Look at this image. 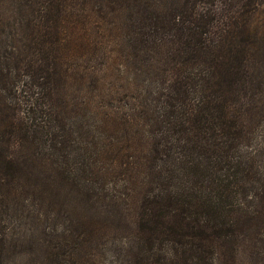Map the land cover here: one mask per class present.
<instances>
[{
	"label": "trees",
	"instance_id": "16d2710c",
	"mask_svg": "<svg viewBox=\"0 0 264 264\" xmlns=\"http://www.w3.org/2000/svg\"><path fill=\"white\" fill-rule=\"evenodd\" d=\"M8 1L21 18L0 19V213L20 197L85 206L82 230H63L42 263L264 264V62L249 25L262 0H94L165 94L131 113L114 106L89 142L65 117L89 103L68 91L75 56L105 48L65 22L76 0Z\"/></svg>",
	"mask_w": 264,
	"mask_h": 264
},
{
	"label": "rangeland",
	"instance_id": "374dc122",
	"mask_svg": "<svg viewBox=\"0 0 264 264\" xmlns=\"http://www.w3.org/2000/svg\"><path fill=\"white\" fill-rule=\"evenodd\" d=\"M3 1L5 4L2 9L0 8V13H4V17L0 19L4 20L5 25V21L12 24L11 19L18 21L21 15L11 11L13 8L10 1ZM141 1L162 3L161 0ZM86 3L88 5L85 7L83 17L79 11L78 0L68 5L65 21L70 27L79 28L81 42L89 43L93 47L102 45L105 48V51L101 52L95 49L94 51L97 53L90 51L85 58L78 57L80 55L75 56L74 62L77 63L79 70H75L73 73L68 99L70 103L77 105L87 102L89 107L77 108L75 113L65 114V117L67 124L72 127L71 130L80 131V140L83 142L91 141L90 131L100 135L104 133V130H100V128L98 132L93 129L99 126L98 122L104 117V114L110 113V118L113 117L114 106H118L121 111L125 110V112L131 113L133 108L142 105L141 101L150 106L161 104L162 95L165 94L162 92L165 89V84L162 83L164 79L160 73L152 76L150 75L152 73L141 70L140 66L134 64V61L129 57L121 30L117 28L116 31L110 32L115 27L114 24L121 28L120 18L108 19L110 14H102L94 0H88ZM125 13L128 15L127 12ZM121 19L124 21L125 17L121 16ZM44 20L43 17L40 18V23ZM34 22L38 23L35 13ZM249 25L257 35L253 50L260 53L261 62H264V0L251 15ZM111 47L112 51H108L109 53L106 55V49ZM108 56L112 60L107 59ZM85 68H88L92 75H89L86 83L79 89L78 76L83 74ZM102 69H104V86L99 82L98 90H96L94 80L96 74ZM262 70H264V66ZM139 96H145L147 100L138 99ZM110 123L115 124L116 122ZM57 195L61 196V193ZM57 195L56 199H58ZM26 200L27 197L6 200L8 211L0 213V248H6L3 257L4 264H48L46 258H43V263L41 260L44 249L58 248L61 244L60 238L64 233L63 230L70 234L82 230L80 226L78 228L76 225L79 214L85 211V206L81 203L76 204L75 200L66 199L75 205L68 208L64 206V201L62 204L60 201L48 199L40 201V204L33 208L30 207L31 201L26 202ZM3 201L0 199L1 204ZM99 222L100 225L102 220L100 219ZM110 242L113 244L116 243V240ZM109 246L107 245L105 249H108Z\"/></svg>",
	"mask_w": 264,
	"mask_h": 264
}]
</instances>
